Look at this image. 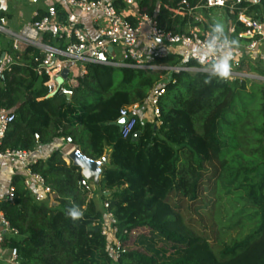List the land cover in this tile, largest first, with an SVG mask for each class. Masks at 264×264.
<instances>
[{"label": "trees", "instance_id": "1", "mask_svg": "<svg viewBox=\"0 0 264 264\" xmlns=\"http://www.w3.org/2000/svg\"><path fill=\"white\" fill-rule=\"evenodd\" d=\"M138 1L161 25L183 31L186 19L173 17L165 6H176L180 0ZM189 2L195 5L199 0ZM117 5L124 7L125 3L118 0ZM54 8L63 15L58 4ZM261 8L257 5L250 10L264 20ZM231 18L235 20L236 15ZM31 54L32 49H27L23 59ZM163 62L179 65L181 55L171 53ZM186 63L198 65L194 60ZM249 69L264 74V60L263 67L249 64ZM14 71L6 84L0 85V106L15 114L3 148L31 150L71 136L74 145L98 160L110 147L111 161L97 188L109 202L121 241L133 230L147 228L183 248L172 260L159 261L138 250L124 251L115 258L109 240L102 235L104 206L99 208L92 192L79 184L84 178L81 169L67 163L56 148L31 165L52 189L49 198L41 202L25 186L19 164L9 159L3 163V167L15 163L7 185L14 187L15 199L13 203L4 201L1 207L19 231L5 244L17 246L22 264H81L94 255L114 264H264L262 82H223L199 71L169 73L96 64L89 65L72 97H45L44 89L35 90L38 78L30 65H15ZM163 75L168 76L163 80L166 92L159 101L163 124L143 121L138 114L134 132L141 131V136L133 140V132L124 138L115 124L120 109L146 104L152 88L163 84ZM213 161L220 167L215 193L229 201L226 228L236 232L218 245L200 234L172 199L178 195L196 200L205 165ZM73 206L82 213L79 218L69 216Z\"/></svg>", "mask_w": 264, "mask_h": 264}, {"label": "built area", "instance_id": "2", "mask_svg": "<svg viewBox=\"0 0 264 264\" xmlns=\"http://www.w3.org/2000/svg\"><path fill=\"white\" fill-rule=\"evenodd\" d=\"M39 1L46 4V7L38 6L32 12L29 22L15 28L10 26V16L0 15V85L6 84L15 72V65H30L38 78L37 86L45 90V97L58 94L68 98L74 95L89 65L144 71L167 70L169 73H211V65L220 55L219 39L209 48L218 36L207 26V14H211L212 10L224 11L228 20L226 34L236 42L228 80L249 79L264 84V74L251 71L243 64L248 57L261 55L264 60V53L259 50L264 39V20L259 17L260 13L250 10L252 6L263 7L264 0H199L195 5H191L189 0H180L176 6L165 5L173 17L186 19L183 31L161 25L155 15L140 7L138 0H123L124 7L117 5L118 0H31L35 5ZM56 4L63 10V15L56 12ZM233 15H236L235 20L231 18ZM128 16L134 21L129 20ZM88 24L92 26V32L86 29ZM3 39L9 44L8 48L3 47ZM194 48H201L207 53L205 65H201L192 56ZM27 49H32V54L24 60L23 53ZM171 53L181 55L179 65L163 62ZM188 60H194L198 65H189L186 63ZM65 70L68 71L67 76L63 75ZM164 79L161 77L160 82L163 84L152 88L145 104L151 113L149 122L157 126L163 124L159 101L166 92ZM140 107L139 103H134L120 109L119 119L128 118L121 130L124 138L134 132ZM14 119L12 111L0 106V174L5 160L17 162L24 173V184L32 190L35 200H47L52 189L44 177L31 168L40 158V147L31 150L3 148V139ZM35 138L39 140L40 135L36 133ZM61 138L68 144L62 151L64 157H67L76 145L71 136ZM79 184L93 191L94 184L85 177ZM14 199L13 186L7 187L6 195L0 192V261L6 258L9 264H22L17 246L5 244L11 237L19 235L1 207L4 201L13 203ZM103 206L105 214L101 220L102 235L109 240L112 255L119 258L126 250L118 236L109 202L104 201ZM140 230H133L130 236L137 235Z\"/></svg>", "mask_w": 264, "mask_h": 264}, {"label": "rangeland", "instance_id": "3", "mask_svg": "<svg viewBox=\"0 0 264 264\" xmlns=\"http://www.w3.org/2000/svg\"><path fill=\"white\" fill-rule=\"evenodd\" d=\"M31 0H9V16L10 26L13 28L19 24L29 22L31 19L32 10ZM36 6L46 7V4L39 1ZM264 12V5L262 7ZM207 26L212 28L214 23L220 22L225 25V32L228 30V20L224 11L212 10L211 14H207ZM3 47L8 48L9 44L3 39ZM261 53H264V39L260 43ZM249 64L263 67V58L248 57L245 60L244 67L249 69ZM163 79H167V75L161 76ZM40 86H36L35 90H39ZM262 170L257 172L256 180H258L262 174ZM202 184L199 190L198 198L194 201L181 198L178 195H173V202L176 203L178 209L185 217V219L200 233L202 234L212 245H218L227 241L232 235L236 234L235 230L228 229L227 227V210L229 201L226 197L222 199L215 193V187L220 175V167L217 161L209 162L205 165L203 171ZM98 187V186H97ZM98 189V188H97ZM99 192V198H96V202L99 208H103L101 201L104 199ZM48 204V201H45ZM124 249L126 251L138 250L149 253L159 261L172 260L180 256L182 247L173 243L166 242L159 234H155L147 228H143L137 235L130 236L126 240L122 241ZM7 257V255H6ZM0 264H9L5 260H1ZM81 264H114L109 263L105 259L100 258L98 255L92 256L87 261Z\"/></svg>", "mask_w": 264, "mask_h": 264}, {"label": "clouds", "instance_id": "4", "mask_svg": "<svg viewBox=\"0 0 264 264\" xmlns=\"http://www.w3.org/2000/svg\"><path fill=\"white\" fill-rule=\"evenodd\" d=\"M213 32L217 33L218 36L214 38L212 45H209V48L216 44V40L219 39L220 43L218 45V50L220 55L217 57L215 62L211 65V77L218 78H227L230 76L232 70V61L234 59L233 48L235 45L234 40H230L228 35L225 32V25L223 23L217 22L212 25ZM192 56L198 59V62L201 65H205L207 53L201 48H194L192 51ZM208 80H205V83H208ZM68 214L73 219L79 218L82 213L73 206L68 210Z\"/></svg>", "mask_w": 264, "mask_h": 264}, {"label": "crops", "instance_id": "5", "mask_svg": "<svg viewBox=\"0 0 264 264\" xmlns=\"http://www.w3.org/2000/svg\"><path fill=\"white\" fill-rule=\"evenodd\" d=\"M38 8V6H36L35 4H32V10H31V14L32 12ZM9 10H10V6H9V0H0V14H4V15H8L9 16ZM86 29H88L90 32H92L93 28L91 25H87ZM139 116L142 118L143 121H149L151 119V113L149 111V109H147L146 105H142L138 111ZM68 147V144L62 140V138L57 139L54 143L47 145V146H43L40 147L41 149V154L40 157L46 158L48 157L52 151L56 148H59L61 151L65 150V148ZM105 154H108V162L110 163L111 161V148L107 147L105 150ZM104 154V155H105ZM67 163H69V160L65 157ZM108 163V164H109ZM15 163L13 164H8L5 165L2 168L1 174H0V192L3 195H6L7 193V185L9 184L11 175L13 173V169H14ZM99 189H97V186L94 185L93 191H92V197L96 202V198H99ZM100 199V198H99ZM103 202L101 201V205L103 206ZM97 204V202H96Z\"/></svg>", "mask_w": 264, "mask_h": 264}, {"label": "water", "instance_id": "6", "mask_svg": "<svg viewBox=\"0 0 264 264\" xmlns=\"http://www.w3.org/2000/svg\"><path fill=\"white\" fill-rule=\"evenodd\" d=\"M68 71L63 72L64 76H67ZM223 82H227L228 78H222ZM128 122L127 117H122L115 124L119 127L120 130L123 129L124 125ZM141 131H136L133 133V140H138L141 136ZM69 162H72L73 165L81 169L83 177L92 182L95 186H99L101 178L103 176V170L106 165H108V154H105L98 160H95L88 155H86L79 145L73 147L70 150L69 154L66 157ZM110 193H107L109 195Z\"/></svg>", "mask_w": 264, "mask_h": 264}]
</instances>
